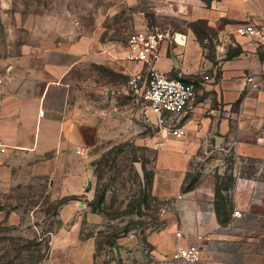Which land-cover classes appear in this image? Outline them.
I'll return each mask as SVG.
<instances>
[{"label": "crops", "instance_id": "crops-1", "mask_svg": "<svg viewBox=\"0 0 264 264\" xmlns=\"http://www.w3.org/2000/svg\"><path fill=\"white\" fill-rule=\"evenodd\" d=\"M120 1L129 5L138 2ZM180 1L184 21L180 27L165 30L172 37L161 43L155 67L169 76L194 81L197 94L184 113L172 115L167 126L144 140L146 150L154 154L150 193L171 207L163 210V227L143 236L136 232L117 236L116 259L107 264H177L175 249L194 243L199 236L201 253L196 264H248V247L258 242L257 212L237 207L234 210L242 215L234 217L232 210L230 220L224 223L215 209V194L217 172L222 171L220 158L226 150L239 157L264 159V91L251 89L245 80L247 75L264 71V44L256 37L235 33L240 24L264 26V0ZM198 21H204L213 32L210 45L207 35L197 33ZM74 44L77 47L47 50L39 58L38 77L43 88L38 95H26L23 86L15 97V86L4 82L0 94V159L9 160L11 153L20 150L28 151L29 156L53 152L35 164L34 171L59 177L65 190L61 196L79 194L92 173L91 167L70 166L68 162L79 157L78 149L85 152L101 138L112 137L105 124L110 108L131 107L136 117H146L143 107L125 101L130 94L129 75L148 66L126 60L125 44L116 49L101 41L97 31ZM27 60L30 57L21 58L23 63ZM83 61L106 65L127 78L124 85L103 87L112 91L103 102L106 105L97 113L87 112L85 122L73 118L67 103L56 96L70 71ZM24 70L27 76L36 73L32 66L26 65ZM148 116L154 123V115L148 112ZM171 125L182 127L184 134L176 136ZM195 161H202L200 177L191 190L184 191L186 175ZM3 174L10 177L12 168L0 164ZM85 207L74 200L61 205V224L52 234L47 257L39 264H98L97 237L84 235L82 227L84 220L99 223L101 216Z\"/></svg>", "mask_w": 264, "mask_h": 264}, {"label": "rangeland", "instance_id": "rangeland-1", "mask_svg": "<svg viewBox=\"0 0 264 264\" xmlns=\"http://www.w3.org/2000/svg\"><path fill=\"white\" fill-rule=\"evenodd\" d=\"M180 2L138 0L129 5L120 0H0V78L6 85L15 86V97L23 86L26 95H38L43 88L38 77L39 58L45 51L77 47L74 42L78 38L91 37L96 31L101 41L122 49L138 29L180 27L184 21ZM195 29L209 37L208 45L213 42L214 34L205 25L197 23ZM22 57L30 60L23 63ZM26 65L36 73L27 76ZM126 81L106 65L83 61L70 71L56 96L67 103L73 118L85 122L87 112L97 113L106 105L103 102L112 91L103 87L110 83L124 85ZM127 97L126 103L143 107L131 91ZM134 111L131 107L110 108L105 124L112 137L101 138L85 152L78 149L82 151L77 152L79 157L68 162L70 166L92 168L79 194L61 196L65 190L59 177L35 173L34 165L53 152L29 156L28 151L20 150L11 153L9 160L0 159V164L12 168L10 177L0 175V264H39L47 257L52 234L61 224L59 200L65 196L101 216L99 223L84 220L82 227L84 235L97 237L98 264L116 259L114 248L120 234L136 232L143 236L164 226L163 210L171 205L150 196L154 154L146 150L144 141L160 127L144 116L136 117ZM138 138H143L142 142ZM220 159L222 171L217 172V180L229 210L250 208L259 217L258 242L248 247V264H264V159L239 157L231 151ZM201 163L195 161L196 172ZM193 176L195 172L190 179Z\"/></svg>", "mask_w": 264, "mask_h": 264}, {"label": "built area", "instance_id": "built-area-1", "mask_svg": "<svg viewBox=\"0 0 264 264\" xmlns=\"http://www.w3.org/2000/svg\"><path fill=\"white\" fill-rule=\"evenodd\" d=\"M235 33L242 37H256L264 44V26L257 24H240ZM172 37L169 32L157 27L138 29L130 34L125 43V59L147 65L146 70L129 75L128 85L132 96L141 101L143 113L150 120L148 112L155 117V124L159 127L167 126L172 115L184 113L190 102L197 94L194 81L182 77L169 76L158 69L155 64L160 59V46ZM174 40L177 41L176 37ZM247 85L253 90L264 91V71L245 77ZM4 92L3 80L0 78V94ZM178 137L184 134L182 127H169ZM230 150H226L228 153ZM81 153V150H77ZM239 210H234L233 216L240 217ZM199 236L194 243L178 246L173 253V260L177 264H196L200 260Z\"/></svg>", "mask_w": 264, "mask_h": 264}, {"label": "trees", "instance_id": "trees-1", "mask_svg": "<svg viewBox=\"0 0 264 264\" xmlns=\"http://www.w3.org/2000/svg\"><path fill=\"white\" fill-rule=\"evenodd\" d=\"M197 23L199 24H202V25H205V27L207 28L208 30V27L206 26V23L204 21H198ZM198 35L200 37L202 36H205L203 34H201V32H199L197 29H196ZM195 172V176L191 178L192 176V173ZM200 177V171L198 170L197 172L195 171V169L193 168L192 166V169H190L186 175V178H185V181H184V191H189L191 190L194 185L196 184V182L198 181ZM150 185H151V181H150V184H149V192H150ZM221 192L224 193V190H221L220 187H219V183H218V180H217V183H216V194H215V209H216V212L218 214V216L220 217V219L222 220V222H228L231 218V215H232V210H229V208L227 207V202H225V198H224V194L222 195ZM150 196H152V194L150 193ZM152 198L154 200H158V198H155L154 196H152ZM73 198H70V197H62L60 200H59V205H62L64 203H66L67 201L71 200ZM160 200V199H159ZM101 204L104 203V196L101 198V200L99 201ZM166 202V201H165ZM94 205H92L93 207ZM92 211L93 212H96L95 209L92 208ZM109 246H112L113 244H111V242H108L107 243Z\"/></svg>", "mask_w": 264, "mask_h": 264}, {"label": "water", "instance_id": "water-1", "mask_svg": "<svg viewBox=\"0 0 264 264\" xmlns=\"http://www.w3.org/2000/svg\"><path fill=\"white\" fill-rule=\"evenodd\" d=\"M136 166L138 168V171H139L140 175L143 176V170H142V167H141V163L140 162H137L136 163ZM90 188H91V183L89 182L86 190L88 191V190H90Z\"/></svg>", "mask_w": 264, "mask_h": 264}]
</instances>
